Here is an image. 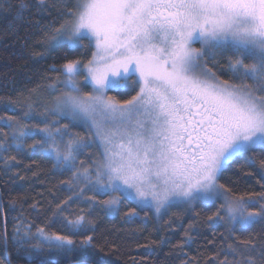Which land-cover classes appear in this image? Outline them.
Returning a JSON list of instances; mask_svg holds the SVG:
<instances>
[{"label": "snow or ice", "instance_id": "6c2138e0", "mask_svg": "<svg viewBox=\"0 0 264 264\" xmlns=\"http://www.w3.org/2000/svg\"><path fill=\"white\" fill-rule=\"evenodd\" d=\"M37 4L43 9L47 0ZM60 4L44 40L46 50L68 49L64 62L51 66L59 77L48 84L43 111L34 115L30 104L19 120L0 117V127L12 128L0 141V151L21 150L25 137H39L29 150L47 154L55 169L71 173L65 183L80 189L65 205L83 198L90 209L99 205L109 215L124 201L154 206L157 213L174 203L215 207L219 201L208 218L213 224L225 222L241 232L264 224V192L235 197L220 183L230 163L243 157L254 161L250 153H264V0ZM25 7L20 0L19 8ZM196 43L199 48L193 47ZM87 48L94 51L86 62L73 58L72 53ZM224 56L228 80L208 64ZM136 85L139 90L129 99L107 94L132 91ZM61 118L67 123L60 124ZM31 120L39 122H20ZM93 146L100 150L99 159L88 167L78 164L77 158ZM85 192L93 195L84 197ZM112 193L118 195L97 198ZM57 210L52 222L60 219L63 232L45 227L33 232L29 224L12 234L30 264H110L92 246V236L79 244L72 238L87 230L85 216L68 219L59 216L60 205ZM137 214L133 208L125 215ZM245 243L250 251L257 249L254 240ZM259 251L264 256V241ZM245 264L257 262L249 257Z\"/></svg>", "mask_w": 264, "mask_h": 264}, {"label": "trees", "instance_id": "16d2710c", "mask_svg": "<svg viewBox=\"0 0 264 264\" xmlns=\"http://www.w3.org/2000/svg\"><path fill=\"white\" fill-rule=\"evenodd\" d=\"M24 3L26 7L20 9V0H0V117L5 119L12 116L19 120L30 104L34 115L44 110L40 99L48 96V84L59 77L51 66L58 68L64 62L61 57L68 52L67 47L46 50L44 44L46 26L56 17L60 0H47V7L43 9L37 0H24ZM193 47L200 45L196 43ZM93 51L94 48L79 49L72 56L86 62ZM208 64L220 79H230L227 56L216 57ZM85 90L90 91V88ZM138 90L139 85H136L132 91L107 94L119 101L129 99ZM38 100L40 103L36 104ZM20 122L35 124L39 121ZM64 123L67 121L61 118L60 124ZM16 126L14 121L13 128ZM72 131L84 133L85 129L74 127ZM11 132L12 128L0 127V141ZM37 139L39 137L28 136L21 150L0 151V264H30L28 253L18 248L12 239L17 227L23 232L31 224L33 232L39 227H45L48 232H63L60 219L52 222L57 205L62 208L61 217L85 216L87 230L72 238L79 244L92 236V246L100 250L110 264H221V261L245 264L249 257L257 264H264V256L259 251L264 241V224L254 225L244 232L230 230L225 222L213 224L208 218L219 201L215 207L199 201L192 206L174 203L159 213L150 206L141 208L124 201L118 212L109 215L99 205L90 209L83 198L62 204L80 189L70 188L65 183L71 173L55 169L47 154L29 150L28 145ZM99 151L95 146L86 149L77 158L78 164L83 161V167H88L92 159H99ZM252 155H255L254 161L243 157L230 163L220 179L235 197L264 192V180H261L264 169L260 168L264 153L249 154ZM13 156L15 160L10 159ZM92 195L84 193V197ZM115 195L118 193L97 198L104 200ZM133 208L138 214L126 217ZM249 240L256 243L255 251L248 249L245 242ZM47 256L59 258L55 253H47Z\"/></svg>", "mask_w": 264, "mask_h": 264}, {"label": "rangeland", "instance_id": "374dc122", "mask_svg": "<svg viewBox=\"0 0 264 264\" xmlns=\"http://www.w3.org/2000/svg\"><path fill=\"white\" fill-rule=\"evenodd\" d=\"M77 79H79V76L77 77ZM91 90V89H90ZM49 99V97L46 95V96H44V97H42L41 99H40V101H41V103H43V101H46V100H48ZM40 101L38 100V103H36V104H39L40 103ZM44 105V104H43ZM151 208H153L154 210H155V207L154 206H151V205H149ZM163 209H161V211H162ZM156 211V210H155ZM160 211V212H161Z\"/></svg>", "mask_w": 264, "mask_h": 264}]
</instances>
